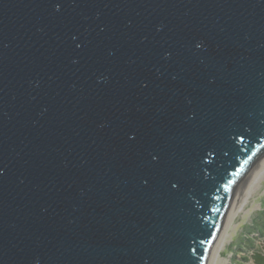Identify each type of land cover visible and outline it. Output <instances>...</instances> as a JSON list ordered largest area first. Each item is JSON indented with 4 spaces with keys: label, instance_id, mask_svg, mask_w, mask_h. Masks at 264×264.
<instances>
[{
    "label": "water",
    "instance_id": "obj_1",
    "mask_svg": "<svg viewBox=\"0 0 264 264\" xmlns=\"http://www.w3.org/2000/svg\"><path fill=\"white\" fill-rule=\"evenodd\" d=\"M264 153V0H0V264H208Z\"/></svg>",
    "mask_w": 264,
    "mask_h": 264
},
{
    "label": "bare ground",
    "instance_id": "obj_2",
    "mask_svg": "<svg viewBox=\"0 0 264 264\" xmlns=\"http://www.w3.org/2000/svg\"><path fill=\"white\" fill-rule=\"evenodd\" d=\"M256 163V165H254ZM252 167L247 171V173L240 180L238 186L235 188L234 194L236 199L230 203L228 212L226 214L225 222L226 224L220 231L216 239V248L214 255L211 257L214 264H227L229 262L228 256L225 257V253L222 252L225 250L228 243L231 241L232 236L237 233L238 227L241 226V222L246 221L251 213L262 208L264 203V153L256 160ZM253 169V170H252ZM250 171H252L250 173ZM248 173H250L248 175ZM247 183L245 187H241L246 177ZM241 188V192H239ZM232 212L230 213V211ZM237 215V216H236ZM235 217L240 218L237 220ZM236 220V221H235ZM226 226V231L222 236V231ZM243 236V235H242ZM214 251V250H213ZM225 254V255H224ZM230 255V254H229ZM210 258V257H209Z\"/></svg>",
    "mask_w": 264,
    "mask_h": 264
},
{
    "label": "rangeland",
    "instance_id": "obj_3",
    "mask_svg": "<svg viewBox=\"0 0 264 264\" xmlns=\"http://www.w3.org/2000/svg\"><path fill=\"white\" fill-rule=\"evenodd\" d=\"M254 165H256V163ZM251 172L252 171H250V173ZM250 173H248V175ZM248 178L247 176L241 187H245ZM241 190L242 189L239 188L238 191L241 192ZM235 194L233 201L236 199ZM231 212L232 210L230 213ZM235 218L239 221L241 220L240 218L238 219V217ZM225 224L226 222L224 225ZM226 229L225 226L222 231V236ZM216 242L210 253L208 264H214L211 257L214 255ZM223 253L226 254H224L225 257L228 256L229 262H227V264H264V203L262 208L251 213L246 221L241 222V226L238 227L237 233L232 236L231 241L222 252V255Z\"/></svg>",
    "mask_w": 264,
    "mask_h": 264
}]
</instances>
